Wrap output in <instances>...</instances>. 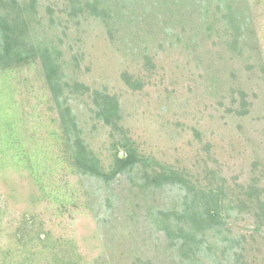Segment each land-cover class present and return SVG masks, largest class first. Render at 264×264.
Returning a JSON list of instances; mask_svg holds the SVG:
<instances>
[{
	"label": "rangeland",
	"instance_id": "obj_1",
	"mask_svg": "<svg viewBox=\"0 0 264 264\" xmlns=\"http://www.w3.org/2000/svg\"><path fill=\"white\" fill-rule=\"evenodd\" d=\"M0 11L30 55L0 57V264H264V0ZM77 148L105 173L127 148L141 161L99 181ZM161 168L194 190L152 181ZM195 190L217 195L219 227L188 231Z\"/></svg>",
	"mask_w": 264,
	"mask_h": 264
},
{
	"label": "trees",
	"instance_id": "obj_2",
	"mask_svg": "<svg viewBox=\"0 0 264 264\" xmlns=\"http://www.w3.org/2000/svg\"><path fill=\"white\" fill-rule=\"evenodd\" d=\"M2 15L3 13L0 11L1 59L7 60V64H10L11 61L19 62L22 59H26L30 55L27 54L26 56H24L23 51L20 50L18 46H14V43L16 44L15 39L17 38L16 36H12V32L14 33L15 27L9 28L10 26H8L7 22L4 19V16L2 17ZM228 19L233 25H235L236 18L234 17V15H232V13L228 14ZM32 51V53H34L33 48ZM39 53L43 62L45 73L47 72V79L49 83L50 81L52 83V80L58 79V77L56 76L60 65L55 61V58L49 57L50 53L48 50H42L39 48ZM51 88L55 89L53 84H51ZM72 157L74 165L78 170H80L81 173L85 175H90L91 177L96 178L99 181L105 182H109L122 172L132 169L137 163H140L141 161L137 154H135L130 148H127L125 157H116L112 169L109 172L105 173L101 170L100 167L96 166L93 163L92 159H88V157L84 155L83 150L81 148H77ZM151 180L156 183H159V180H166L168 183L170 182L171 184H176L179 188L187 189V191H189L190 193L194 190V188L190 186L188 180L179 172L166 168H161L160 171L155 172ZM193 194L194 197L191 199H189L187 196V203H192V205L187 204L189 206V208L187 209V217L191 218L190 221L192 222V226L188 229V231L192 232L194 228L203 229L204 227H210L215 229L216 227H219V225L221 224V217L219 213L221 207L219 205L217 195H215L212 191L205 192V190H200L199 192H196L195 190V193ZM195 201H197V203H193ZM190 237L195 241L196 237ZM188 241H190V239L187 238V242Z\"/></svg>",
	"mask_w": 264,
	"mask_h": 264
}]
</instances>
